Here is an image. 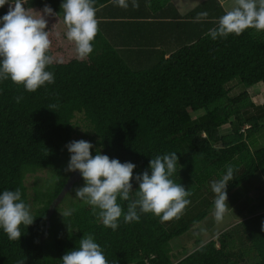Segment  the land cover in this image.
Listing matches in <instances>:
<instances>
[{
	"label": "trees",
	"instance_id": "1",
	"mask_svg": "<svg viewBox=\"0 0 264 264\" xmlns=\"http://www.w3.org/2000/svg\"><path fill=\"white\" fill-rule=\"evenodd\" d=\"M62 2L28 0L25 5L37 11L48 5L58 13L47 18L54 62L46 70L53 73L54 83L28 92L10 79L0 81V194L19 188L30 205L26 175L48 170L56 177L51 190L40 194L41 206L31 211L33 224L20 226L19 240H9L0 229V264L22 259L24 264H62V256L77 250L89 234L109 264H264V196L232 228L196 243L189 254L177 258L170 246L207 218L214 208L211 184L222 179L227 166L234 170L226 188L229 210L248 200L249 181L264 174V145L252 148L253 135L264 134V103L256 105L247 93L258 83L264 86V31L249 28L239 36L213 39L209 30L226 13L219 0H204L185 15L170 0H149V11L138 12L139 19L149 21L133 24L147 32L146 40L134 46L143 59L131 63L123 58L98 19L93 52L81 60L66 37ZM112 2L95 0V6ZM8 7H0V17ZM202 11L208 17L196 21ZM233 82L242 89L230 97ZM17 97L22 99L17 102ZM77 114L91 128V154L99 151L135 164L133 176L146 170L150 174L152 158L176 152L171 179L191 192L183 214L163 222L152 213H140L139 222L129 223L122 215L112 230L83 200L71 205L70 216L57 209L50 213L70 175L64 171L71 155L66 145L75 133ZM225 125L231 131L222 136ZM132 185L133 191L139 187L135 180ZM117 202L126 213L130 201Z\"/></svg>",
	"mask_w": 264,
	"mask_h": 264
},
{
	"label": "clouds",
	"instance_id": "2",
	"mask_svg": "<svg viewBox=\"0 0 264 264\" xmlns=\"http://www.w3.org/2000/svg\"><path fill=\"white\" fill-rule=\"evenodd\" d=\"M114 2L121 8L129 7L128 0ZM27 3L28 0H0V7L9 5L7 13L0 17V81L10 79L16 85H23L28 92H35L46 83H54L53 73L46 70L54 62L49 54L51 39L47 18L58 13L48 5L37 11L26 7ZM131 6L139 8L138 0H131ZM60 8L67 28L66 37L75 44L77 56L83 60L93 52L92 42L99 32L95 0H63ZM207 17L208 12L202 11L195 19L201 21ZM249 28L264 30V0H235V6L219 18L218 27L209 31L216 39L229 34L239 36ZM20 99L22 97H17V102ZM66 147L71 155L64 171H79L85 182L76 189V196L92 206L93 214L98 215L105 227L116 230L122 215L125 223L139 222L140 213H152L163 222L178 219L190 203L187 197L191 192L171 179L178 164L176 152L152 158L150 174L146 170L133 176L135 164L121 163L99 151L93 156L90 152L93 145L89 141H71ZM233 179V167L227 166L222 179L211 184L217 222L222 221L229 210L226 188ZM133 180L139 186L135 191ZM118 198L130 201L126 213L117 202ZM72 211H65L63 216H70ZM34 219L30 205L21 199L19 188L0 194V229L9 240H19L20 226L27 227ZM61 260L62 264H109L101 246L90 234L80 239L77 250L68 251ZM24 261L19 260L17 264H24Z\"/></svg>",
	"mask_w": 264,
	"mask_h": 264
},
{
	"label": "rangeland",
	"instance_id": "3",
	"mask_svg": "<svg viewBox=\"0 0 264 264\" xmlns=\"http://www.w3.org/2000/svg\"><path fill=\"white\" fill-rule=\"evenodd\" d=\"M202 0H180V7H183L184 10L190 9L196 5H198ZM220 4L223 9L227 12L231 10L232 7L235 6V0H220ZM264 30H256V33H262ZM257 85V84H256ZM255 86H252L255 90ZM262 88L263 85H258ZM230 88L229 96L234 97L239 92H241V86L237 85L236 82H233L228 85ZM260 92L253 91L252 100L256 105L264 103V96L261 98L258 95ZM261 94H264V89ZM199 115V113L194 114V116ZM73 125L75 129V133L72 137L71 141L76 140H85L90 141V137L93 136L91 132V128L85 122L81 115L77 114L73 120ZM248 128V126L246 127ZM231 128L229 125H225L220 129L222 136H227L230 134ZM253 146L255 149L264 145V134L259 131L256 132L253 137ZM78 171L68 172L70 175L67 180L71 177L72 185L65 191L60 200L55 204L54 210L57 209L58 214H63L65 211H68L71 205L79 204L82 200L76 196V189L84 186V180L79 173L77 177L73 176L74 173ZM56 179L55 173L53 171L42 170L38 171L34 174H28L25 177L24 184L27 188L28 193V202L32 207V210H35L41 206L40 194L46 193L48 189H50L51 185L54 183ZM250 192L247 196V201L242 200L239 203L235 204L231 210L225 214L222 221L217 222L214 218V208L210 211L207 218L202 221L200 224L192 227L188 232L183 235L174 238L170 242V246L172 248V253L177 257H183L193 251L196 247V243L198 242H208L209 240L216 239L218 235L226 230L232 228L243 216H246L248 213V208L251 204L255 203L256 199L264 196V174L257 173L255 177H253L249 181ZM51 190V189H50Z\"/></svg>",
	"mask_w": 264,
	"mask_h": 264
},
{
	"label": "crops",
	"instance_id": "4",
	"mask_svg": "<svg viewBox=\"0 0 264 264\" xmlns=\"http://www.w3.org/2000/svg\"><path fill=\"white\" fill-rule=\"evenodd\" d=\"M148 1L149 0H138L139 8L135 9L131 6V0H128L129 7L127 9L121 8L115 2H112L103 6L101 9H98L96 13L97 18L102 22L103 33H105L108 40L119 50L121 56L125 59H130L129 62L131 63L143 59V55L138 49L134 48V46L138 45L136 42L146 40L144 36L147 32H145V26L138 27L133 24L141 21H149L148 19L138 18V12H141L142 10L145 12L147 10L149 11V4H147ZM203 1L204 0L201 2ZM170 2L176 7L181 15L187 14L197 6L184 10L183 7H180V0H170ZM165 20V22H169L171 19L166 18ZM160 28L161 26H157L154 29V32L157 33L158 37L161 31ZM260 84L261 83H258L256 85L255 90L253 87L247 89V93L251 100L253 99L251 96V94L253 95V91L260 92L258 95H260L261 98L264 96V94H261L264 88L258 86Z\"/></svg>",
	"mask_w": 264,
	"mask_h": 264
},
{
	"label": "water",
	"instance_id": "5",
	"mask_svg": "<svg viewBox=\"0 0 264 264\" xmlns=\"http://www.w3.org/2000/svg\"><path fill=\"white\" fill-rule=\"evenodd\" d=\"M79 175V171L77 173H74L73 176L77 177ZM72 185V179L71 177L67 180L66 184L64 185L61 193L59 194V196L56 198V200L51 204L50 206V213L53 209V207L55 206V204L60 200V198L63 196V194L65 193V191ZM49 215V214H48Z\"/></svg>",
	"mask_w": 264,
	"mask_h": 264
}]
</instances>
